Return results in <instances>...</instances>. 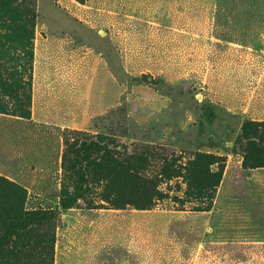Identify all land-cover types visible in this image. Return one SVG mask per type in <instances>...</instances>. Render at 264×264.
<instances>
[{"label": "rangeland", "instance_id": "1", "mask_svg": "<svg viewBox=\"0 0 264 264\" xmlns=\"http://www.w3.org/2000/svg\"><path fill=\"white\" fill-rule=\"evenodd\" d=\"M99 134L127 152L62 212ZM263 140L264 0H0V177L59 217L52 264H264Z\"/></svg>", "mask_w": 264, "mask_h": 264}, {"label": "trees", "instance_id": "2", "mask_svg": "<svg viewBox=\"0 0 264 264\" xmlns=\"http://www.w3.org/2000/svg\"><path fill=\"white\" fill-rule=\"evenodd\" d=\"M249 126L250 123L243 124L242 135L245 137L249 135ZM257 147L264 150V140ZM127 149L128 146L117 138L100 134L82 136L70 145L68 154L75 160L77 179L72 187L63 191L61 211L72 210L89 193L93 179L90 162L95 167L100 166L114 154L126 153ZM141 152L163 159L172 156L153 147H146ZM245 155L244 169L253 170L256 167L253 156L248 152ZM67 158L64 155V162ZM25 203V190L0 177V264H52L59 217L52 211L27 212Z\"/></svg>", "mask_w": 264, "mask_h": 264}, {"label": "crops", "instance_id": "3", "mask_svg": "<svg viewBox=\"0 0 264 264\" xmlns=\"http://www.w3.org/2000/svg\"><path fill=\"white\" fill-rule=\"evenodd\" d=\"M105 256H106V254H105ZM108 260L109 259L107 258V256L106 257H102V260H101L100 264H108V262H109Z\"/></svg>", "mask_w": 264, "mask_h": 264}]
</instances>
